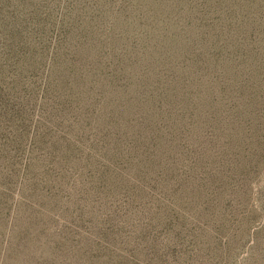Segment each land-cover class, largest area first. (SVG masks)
<instances>
[{
    "label": "rangeland",
    "instance_id": "rangeland-1",
    "mask_svg": "<svg viewBox=\"0 0 264 264\" xmlns=\"http://www.w3.org/2000/svg\"><path fill=\"white\" fill-rule=\"evenodd\" d=\"M0 264H264V0H0Z\"/></svg>",
    "mask_w": 264,
    "mask_h": 264
}]
</instances>
